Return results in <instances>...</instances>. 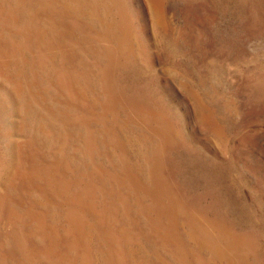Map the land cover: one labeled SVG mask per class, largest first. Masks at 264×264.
<instances>
[{
  "label": "rangeland",
  "instance_id": "rangeland-1",
  "mask_svg": "<svg viewBox=\"0 0 264 264\" xmlns=\"http://www.w3.org/2000/svg\"><path fill=\"white\" fill-rule=\"evenodd\" d=\"M0 264H264V0H0Z\"/></svg>",
  "mask_w": 264,
  "mask_h": 264
}]
</instances>
